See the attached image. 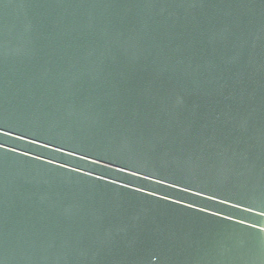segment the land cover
Wrapping results in <instances>:
<instances>
[{"label":"water","instance_id":"obj_1","mask_svg":"<svg viewBox=\"0 0 264 264\" xmlns=\"http://www.w3.org/2000/svg\"><path fill=\"white\" fill-rule=\"evenodd\" d=\"M0 264H264V0H0Z\"/></svg>","mask_w":264,"mask_h":264}]
</instances>
